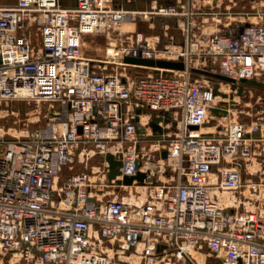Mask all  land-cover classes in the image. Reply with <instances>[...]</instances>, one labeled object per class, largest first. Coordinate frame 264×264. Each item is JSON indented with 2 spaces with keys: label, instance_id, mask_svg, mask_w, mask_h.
Returning a JSON list of instances; mask_svg holds the SVG:
<instances>
[{
  "label": "built area",
  "instance_id": "2783aa9c",
  "mask_svg": "<svg viewBox=\"0 0 264 264\" xmlns=\"http://www.w3.org/2000/svg\"><path fill=\"white\" fill-rule=\"evenodd\" d=\"M130 1L0 3V101L57 105L44 128L11 138L0 133V264H206L210 257L211 264H264V180L242 182V162L254 157L262 137L259 124L233 116L221 133L202 131L210 107H222L226 97L213 93L210 77L190 70L237 82L264 78V1L234 32L205 37L195 35L189 5L153 4L148 12L181 18L185 44L160 50L137 32L135 47L123 48L121 58L180 55L186 67L133 76L104 70L105 62L121 61L82 53L84 35L134 16ZM138 107L155 112L159 132L148 114L142 126L150 129L139 135ZM149 139L155 156L141 144ZM108 151L120 155L118 177L141 170L151 174L147 182L108 179ZM94 157L93 168L70 171ZM63 167L69 172L60 182ZM115 187L140 194L119 195Z\"/></svg>",
  "mask_w": 264,
  "mask_h": 264
},
{
  "label": "rangeland",
  "instance_id": "374dc122",
  "mask_svg": "<svg viewBox=\"0 0 264 264\" xmlns=\"http://www.w3.org/2000/svg\"><path fill=\"white\" fill-rule=\"evenodd\" d=\"M15 0H0L3 4H13ZM68 4H73L74 0H64ZM212 1V0H211ZM225 1V0H223ZM237 4H244L245 10H249L250 0H235ZM176 0H131L126 3V6L136 10L134 16L129 15L124 18L123 22L114 29L108 31L95 32L92 34H86L82 39V53L83 55L90 57L94 61H103V59L117 60L120 62H105V69L107 71L117 70L125 75H139L147 72L155 71L153 67H141L134 64L126 63L121 58V51L125 47H135L136 33L140 32L141 36H148L149 43L154 44L158 49L163 50L166 44H170L169 47H173L172 44H179L184 38L179 26V19L176 15L171 14H155L150 13L148 10H152V5L156 4H170L175 3ZM214 10V9H211ZM148 12V13H147ZM249 19H255L250 17ZM200 21V18L197 19ZM248 21V18L246 19ZM199 22L196 23V26ZM200 26V25H199ZM195 28V27H194ZM206 29H210L207 27ZM31 42L34 45L38 43V33L36 30H32ZM114 54L116 58L111 59L110 54ZM168 54L166 52L163 53ZM215 68L216 65L212 64ZM97 70H100L97 69ZM193 76L201 77L202 75L194 73ZM209 79L210 84L218 82V89L226 92L227 96L225 100L228 102L233 99L234 102L229 104L230 113L226 115V118L217 119L215 116H210L209 120L202 126L204 130L213 131L215 134L223 131V123L228 120L229 117H236L250 123L255 121L259 124V132L262 137L259 143L255 146V154L251 159L242 162V182L245 184L249 179L251 181L264 180V87L244 85L240 94L237 90L230 87L228 82L221 80ZM264 79V78H262ZM231 95V96H230ZM57 108L56 103L48 100H33V99H14L10 101H0V133L6 131L4 138H11L13 134H24L32 128H44L48 121H52V111ZM143 113L150 115L149 121L152 119L156 123L155 112L142 107ZM139 123V122H138ZM141 126L142 124L139 123ZM174 124L169 128V132H174ZM141 137H144L142 134ZM152 139L142 141L146 150L155 156L151 146ZM151 149V150H150ZM97 159H93L88 162H75L73 168L70 171H83L88 170L92 164H96ZM67 169H64V172ZM169 175V173L167 172ZM63 180V174L59 177V181ZM177 180V174H173V180ZM180 180H185V175H180ZM113 187H109L112 189ZM244 186L238 189V193L243 191ZM138 189V188H137ZM115 192L119 195L129 196L132 193L139 195V191H136L134 187H131V194L129 187H115ZM249 201V200H248ZM252 202L253 201H249ZM241 208V206H240ZM9 254L4 255V261L8 259ZM206 264H210L207 262Z\"/></svg>",
  "mask_w": 264,
  "mask_h": 264
},
{
  "label": "water",
  "instance_id": "95a60500",
  "mask_svg": "<svg viewBox=\"0 0 264 264\" xmlns=\"http://www.w3.org/2000/svg\"><path fill=\"white\" fill-rule=\"evenodd\" d=\"M122 60L129 64L138 65L141 67H153L155 71L158 72L159 68H163L162 72L166 73L169 72L172 69H184L186 67V64L183 60L182 56H178V58H165V57H148L143 56L140 54H129L124 55L122 57ZM190 70L193 72L202 73L212 79L221 80L224 82H228L230 84L231 88H235L237 90V93L240 94L242 91V88L244 85H252V86H262L264 87V79H257V78H240L238 82L227 75H224L218 71H211L205 68H199V67H190ZM213 93L219 94L222 97H226L227 93L223 92L218 89V82H215L212 87ZM231 96V95H230ZM234 102L233 99H230V101L222 100L223 106H211L210 110L215 116H226L229 114V104H232ZM139 109H136V112H138ZM133 119L138 122L137 115L133 117ZM150 125L153 128L159 127L158 124L154 120L149 121ZM190 128H196L197 125L195 124H189ZM142 130V126H138V131L140 132ZM161 155H166V150L163 149L161 151ZM104 159L107 162L108 170H107V177L108 179L114 178L116 183H123V184H131L134 180L137 183L143 184L147 182V178L151 176L150 173L146 171L137 170L136 173L127 175L124 174L122 177H118L120 174V165H121V159L120 155L117 157L114 156L111 152H106L104 154Z\"/></svg>",
  "mask_w": 264,
  "mask_h": 264
},
{
  "label": "crops",
  "instance_id": "0c3cea01",
  "mask_svg": "<svg viewBox=\"0 0 264 264\" xmlns=\"http://www.w3.org/2000/svg\"><path fill=\"white\" fill-rule=\"evenodd\" d=\"M264 0H250L249 4V10L252 9L254 6H259ZM177 3L181 5H189L190 9L195 10L194 14L192 15V21L195 23V28H194V33L196 36L200 37H205L209 33L213 32H221V33H232L234 32L237 27L243 23H246V19L252 17L246 15V12L249 10H245V5L242 4H237L235 0H176ZM214 9V10H211ZM200 18V21H197V19ZM179 24L181 23V18H178ZM199 22V25L196 26V23ZM180 26V25H179ZM209 27L210 29H206ZM181 29V28H180ZM183 37L184 34L181 31ZM180 45L185 44V37L182 39V41L179 43ZM178 44V45H179ZM177 45V44H176ZM111 59L116 58L115 55L112 53L109 56ZM113 57V58H112ZM136 109H139L138 112H136ZM142 108H135L134 110V116L137 115L138 122L143 123L148 118V113H143ZM133 116V117H134ZM219 118H226L225 116L218 117ZM137 122V128L139 123ZM142 126V125H141ZM149 126L150 123H149ZM159 126V125H158ZM152 130L155 131L156 133L159 132L160 127L153 128L151 126ZM148 126H142V130L138 133L140 136L142 134L145 136V133L149 131ZM157 134L153 135L156 136ZM152 137V136H151ZM93 159H97L96 157L89 159L88 161H91ZM98 160V159H97ZM88 161H84L88 162ZM95 164H92L91 167L93 168ZM90 167V168H91ZM89 168V169H90ZM64 169H67L65 167L59 169L57 171V179L59 181V177L61 174H63V178L65 174H67V171L64 172ZM88 169V170H89ZM208 262V261H207ZM213 262V259L210 257V264Z\"/></svg>",
  "mask_w": 264,
  "mask_h": 264
},
{
  "label": "bare ground",
  "instance_id": "6f19581e",
  "mask_svg": "<svg viewBox=\"0 0 264 264\" xmlns=\"http://www.w3.org/2000/svg\"><path fill=\"white\" fill-rule=\"evenodd\" d=\"M125 18H126V17H125ZM123 20H124V18L122 19V22H123ZM203 128H204V127L201 126L202 131H207V130H204ZM141 189H143V188H141Z\"/></svg>",
  "mask_w": 264,
  "mask_h": 264
}]
</instances>
